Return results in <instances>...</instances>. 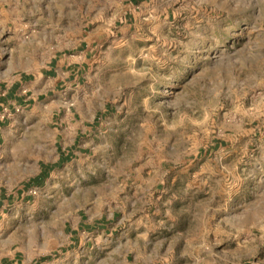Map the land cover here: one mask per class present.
Here are the masks:
<instances>
[{
    "label": "rangeland",
    "instance_id": "rangeland-1",
    "mask_svg": "<svg viewBox=\"0 0 264 264\" xmlns=\"http://www.w3.org/2000/svg\"><path fill=\"white\" fill-rule=\"evenodd\" d=\"M57 53L75 81L43 75ZM20 75L0 255L264 264V0H0V81Z\"/></svg>",
    "mask_w": 264,
    "mask_h": 264
},
{
    "label": "crops",
    "instance_id": "crops-1",
    "mask_svg": "<svg viewBox=\"0 0 264 264\" xmlns=\"http://www.w3.org/2000/svg\"><path fill=\"white\" fill-rule=\"evenodd\" d=\"M70 65V61L66 58V54L57 53L55 54L45 65L44 73L46 77L56 78V84L63 81L67 83L68 79L73 77L72 81H75L79 73L72 72L71 67L70 73L66 74L65 78H59V74L51 76V73L57 72L59 69L67 68ZM80 66H78V71ZM25 75H20L19 77L14 78L11 82L3 83L0 81V149L7 145V142L10 140L7 138L8 131L11 129V126L14 124L16 119V111L19 109H24L26 106L32 104V97L28 94V90L25 89ZM7 110L8 114L3 116V112ZM77 123V120L75 122ZM78 129H81L80 126H77ZM63 139V138H62ZM58 142V140H56ZM74 142L62 144L59 147L56 145L58 160L65 159L68 156H71L72 153H77L78 150L73 148ZM42 164H47L45 161L40 162ZM40 171V170H39ZM0 264H47L44 261H40L37 258L31 257L26 260L20 258L17 253L12 255H0Z\"/></svg>",
    "mask_w": 264,
    "mask_h": 264
},
{
    "label": "trees",
    "instance_id": "trees-1",
    "mask_svg": "<svg viewBox=\"0 0 264 264\" xmlns=\"http://www.w3.org/2000/svg\"><path fill=\"white\" fill-rule=\"evenodd\" d=\"M40 165H41V169L39 173H37L33 178H31L26 183H24V186L29 187L32 184H34V182L37 184H42L43 180H45V178L47 177V174L50 170L49 166L51 164H40Z\"/></svg>",
    "mask_w": 264,
    "mask_h": 264
},
{
    "label": "built area",
    "instance_id": "built-area-1",
    "mask_svg": "<svg viewBox=\"0 0 264 264\" xmlns=\"http://www.w3.org/2000/svg\"><path fill=\"white\" fill-rule=\"evenodd\" d=\"M6 114H8V111H7V110H5V111L3 112V116H5Z\"/></svg>",
    "mask_w": 264,
    "mask_h": 264
}]
</instances>
